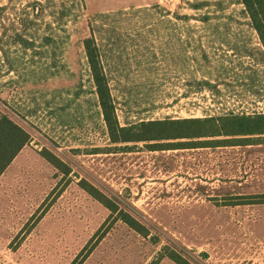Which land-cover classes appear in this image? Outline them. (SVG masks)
<instances>
[{"label": "rangeland", "instance_id": "374dc122", "mask_svg": "<svg viewBox=\"0 0 264 264\" xmlns=\"http://www.w3.org/2000/svg\"><path fill=\"white\" fill-rule=\"evenodd\" d=\"M0 7V115L30 134L0 177V264H177L173 252L190 264H264V136L168 150L113 144L84 46L90 38L97 48L122 127L225 116L176 105L179 86L166 78L175 66L160 58V31L254 29L242 0ZM246 39L235 59L239 87L255 84L260 103L246 98L233 114H264V45L257 31ZM105 198L146 233L115 219Z\"/></svg>", "mask_w": 264, "mask_h": 264}, {"label": "trees", "instance_id": "16d2710c", "mask_svg": "<svg viewBox=\"0 0 264 264\" xmlns=\"http://www.w3.org/2000/svg\"><path fill=\"white\" fill-rule=\"evenodd\" d=\"M242 3L264 45V0H242ZM3 9L0 7V15H2ZM84 46L111 143H145L146 147L151 150H168L197 148L200 145L230 146L237 145L233 143H239V141L243 143L240 145H246L253 137L264 136V114L262 113L255 115L229 114L206 118H167L142 121L122 127L115 114V106L97 48L90 38L84 41ZM29 141L30 134L23 127L8 116L0 115V177ZM54 159L60 162L57 158ZM68 171L69 169L66 170V173ZM84 183L86 185L84 189L93 196L94 192H98L87 182L84 181ZM104 200L109 210L116 215L115 219L125 222L138 233L143 235L146 233V227L129 212L120 209L115 202L108 198ZM91 252L92 250L87 252L84 259ZM170 258L177 264H190L175 252Z\"/></svg>", "mask_w": 264, "mask_h": 264}, {"label": "crops", "instance_id": "0c3cea01", "mask_svg": "<svg viewBox=\"0 0 264 264\" xmlns=\"http://www.w3.org/2000/svg\"><path fill=\"white\" fill-rule=\"evenodd\" d=\"M160 32L162 38L160 45L163 49L160 58L175 66L174 71L167 70L166 78L168 84L175 80V84L179 86L176 105L181 103L180 107L190 112L206 111L213 115L216 113L221 115L222 112L223 115H229L230 112L236 113L235 107L247 103L244 101L246 98L251 102L260 103L257 101L256 96L258 95L255 91L257 86L255 84H246L247 91H243L239 87L238 78L243 69L239 59L235 60L240 56V49L249 44V40L246 38L251 36L254 39L256 30L187 28L161 30ZM229 33L243 34L230 35ZM255 40L256 38L251 43ZM226 77H230L232 80L231 89L225 83L228 81L225 79ZM169 80L171 81L169 82ZM244 81L248 83V80ZM239 89L241 90L239 91ZM239 92H242L240 96L237 95ZM226 93L228 97L224 100ZM208 105L216 108L209 109Z\"/></svg>", "mask_w": 264, "mask_h": 264}]
</instances>
